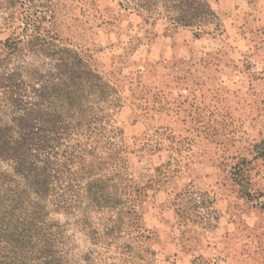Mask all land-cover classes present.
<instances>
[{"label": "rangeland", "instance_id": "rangeland-1", "mask_svg": "<svg viewBox=\"0 0 264 264\" xmlns=\"http://www.w3.org/2000/svg\"><path fill=\"white\" fill-rule=\"evenodd\" d=\"M124 2L0 0V171L106 205L99 264H264V0Z\"/></svg>", "mask_w": 264, "mask_h": 264}, {"label": "trees", "instance_id": "trees-1", "mask_svg": "<svg viewBox=\"0 0 264 264\" xmlns=\"http://www.w3.org/2000/svg\"><path fill=\"white\" fill-rule=\"evenodd\" d=\"M123 1L125 7L133 3L137 9L147 11L154 10L156 5L155 0ZM170 20L171 24H183V19L178 17H170ZM97 80L104 84L99 76H96ZM100 96L108 97L106 91H101ZM10 128L5 126L0 131V156L4 151L6 156H10L14 150H22L21 144L13 139ZM263 155L264 147L260 156ZM8 158L16 161L14 155ZM124 181L130 193V179L126 176ZM43 193H46L43 184L34 188L28 180L17 182L13 174L0 171V264H99L98 258L102 252L77 251L74 244L69 242L72 234L67 226L82 231L90 245L102 244L113 230L98 216L104 215L107 206L96 202L95 198L91 200L84 187L80 186L78 191L73 190L78 204L66 207L71 221L61 222L55 217L61 207L49 200L48 207V196ZM247 195L250 196L249 193ZM74 209L77 213L73 212ZM261 209L264 210V203Z\"/></svg>", "mask_w": 264, "mask_h": 264}]
</instances>
